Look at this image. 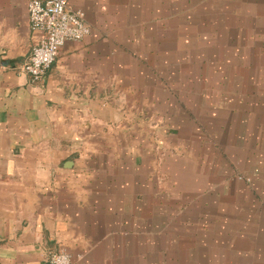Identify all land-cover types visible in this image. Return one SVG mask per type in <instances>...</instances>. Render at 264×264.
<instances>
[{"label": "crops", "instance_id": "1", "mask_svg": "<svg viewBox=\"0 0 264 264\" xmlns=\"http://www.w3.org/2000/svg\"><path fill=\"white\" fill-rule=\"evenodd\" d=\"M67 1L33 80L0 0V264H264V0Z\"/></svg>", "mask_w": 264, "mask_h": 264}, {"label": "built area", "instance_id": "2", "mask_svg": "<svg viewBox=\"0 0 264 264\" xmlns=\"http://www.w3.org/2000/svg\"><path fill=\"white\" fill-rule=\"evenodd\" d=\"M28 12L37 42L20 71L39 80L57 60L65 43L82 41L90 34V27L84 13L67 0H30ZM46 264H74V260L69 251L60 249L50 253Z\"/></svg>", "mask_w": 264, "mask_h": 264}]
</instances>
